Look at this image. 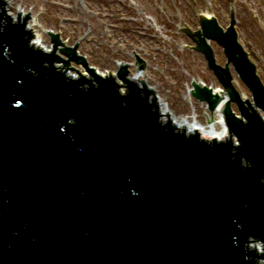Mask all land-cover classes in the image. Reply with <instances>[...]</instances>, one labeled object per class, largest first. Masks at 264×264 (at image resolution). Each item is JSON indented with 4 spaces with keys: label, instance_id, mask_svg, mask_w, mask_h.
<instances>
[{
    "label": "water",
    "instance_id": "95a60500",
    "mask_svg": "<svg viewBox=\"0 0 264 264\" xmlns=\"http://www.w3.org/2000/svg\"><path fill=\"white\" fill-rule=\"evenodd\" d=\"M6 8L0 264H264V86L233 13L181 28L222 88L188 90L221 114L226 138L209 140L161 112L136 54L135 76L99 74L79 41L47 30L36 46L31 14Z\"/></svg>",
    "mask_w": 264,
    "mask_h": 264
},
{
    "label": "rangeland",
    "instance_id": "374dc122",
    "mask_svg": "<svg viewBox=\"0 0 264 264\" xmlns=\"http://www.w3.org/2000/svg\"><path fill=\"white\" fill-rule=\"evenodd\" d=\"M7 12L31 14L46 46V31L59 34L66 46L79 41L78 52L89 66L103 73H115L119 63L145 61L141 79L156 90L159 104L173 117H189L208 126L209 111L189 95L192 81L220 89L207 69L202 54L181 28H199V13L208 12L226 27L233 13L238 42L255 64L264 86V0H7ZM131 75L135 67L129 66ZM211 116V115H210ZM212 118H216L213 114ZM216 130L221 129L216 125ZM206 136V135H205Z\"/></svg>",
    "mask_w": 264,
    "mask_h": 264
},
{
    "label": "bare ground",
    "instance_id": "6f19581e",
    "mask_svg": "<svg viewBox=\"0 0 264 264\" xmlns=\"http://www.w3.org/2000/svg\"><path fill=\"white\" fill-rule=\"evenodd\" d=\"M3 2H6V6L8 4L7 0H2ZM8 7L6 8V12H7ZM19 13L24 14V11L21 10ZM203 13V12H202ZM204 15H209L208 12L203 13ZM15 17V16H14ZM34 25L29 24V29H31L34 32ZM34 39V43L36 46H40V47H45L46 49L50 48L49 46H46L45 43L43 42V38L41 37V35L37 32L35 33V37ZM99 74H103V72H99ZM140 78V76H138ZM213 88V87H212ZM217 92H220V89H216ZM159 104V103H158ZM160 109L161 112L164 114H168V118H170L171 120H173L174 122H176L177 126H181L185 129H194L196 131H198L205 136H207L206 138L210 139L211 137H216L217 140L220 139H225L226 138V133L224 131V127H223V122H222V118L220 117V112H216V118H212V116L208 115L207 118H209L210 120H208V126H203L201 124H198L196 121L191 122L189 120V117H173L172 113H170V110L168 108H166L165 106H162V104H160ZM216 125H220L221 129L219 131L216 130Z\"/></svg>",
    "mask_w": 264,
    "mask_h": 264
}]
</instances>
